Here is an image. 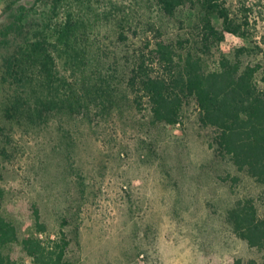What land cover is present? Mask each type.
I'll list each match as a JSON object with an SVG mask.
<instances>
[{
    "label": "rangeland",
    "instance_id": "obj_1",
    "mask_svg": "<svg viewBox=\"0 0 264 264\" xmlns=\"http://www.w3.org/2000/svg\"><path fill=\"white\" fill-rule=\"evenodd\" d=\"M220 1L232 16L244 15L247 38L225 34L208 65L240 47L244 64L263 60L264 0ZM20 7L29 36L67 12L84 24L69 49L58 48L62 57L53 54L64 82L58 95L74 111L63 106L33 123L4 118L2 65L13 49L0 45V126L9 138V155L0 158L1 215L18 240L37 218L42 237L65 234L73 264H263V253L234 234L227 212L252 199L264 217V187L218 155L193 101L178 124L153 123L146 100L127 86L143 41L196 40L199 10L168 16L156 0H0V29ZM213 24L222 27L217 17ZM9 253L29 262L19 244Z\"/></svg>",
    "mask_w": 264,
    "mask_h": 264
},
{
    "label": "trees",
    "instance_id": "obj_2",
    "mask_svg": "<svg viewBox=\"0 0 264 264\" xmlns=\"http://www.w3.org/2000/svg\"><path fill=\"white\" fill-rule=\"evenodd\" d=\"M19 1L11 0V4ZM54 1L59 5L64 0ZM156 1L168 16L180 7L197 8L201 16L196 40L143 41L127 79L129 90L146 100L153 123L178 124L184 107L193 101L199 125L213 131L218 155L229 158L238 172L264 187V59L255 65L244 64L241 56L247 49L240 47L232 58L220 54L213 66L207 61L225 34L247 38L244 15L232 16L220 0ZM26 17L20 7L0 29V45L13 49V54L4 60L1 79L3 84L8 83L3 110L8 122L24 119L33 123L63 106L71 112L75 108L66 104L67 97L58 95L64 82L56 74L53 54L62 57L65 51L58 48L69 49L70 39L84 23L67 12L62 23L46 33L32 31L29 36L25 31ZM214 17L221 21V29L213 24ZM7 139L0 126V158L9 155ZM3 198L0 189V264H73L67 257L70 241L65 234L42 237L45 229L37 218L34 229L19 241L14 226L1 215ZM227 221L239 239L264 255V217L258 216L252 199L237 201L227 212ZM15 244H19L29 262L11 256L9 250ZM230 264L254 263L237 259Z\"/></svg>",
    "mask_w": 264,
    "mask_h": 264
}]
</instances>
